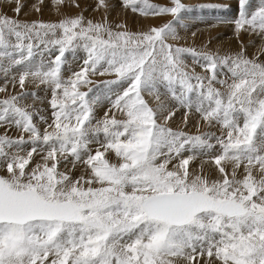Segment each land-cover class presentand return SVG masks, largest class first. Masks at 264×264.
<instances>
[{"label":"snow or ice","instance_id":"snow-or-ice-1","mask_svg":"<svg viewBox=\"0 0 264 264\" xmlns=\"http://www.w3.org/2000/svg\"><path fill=\"white\" fill-rule=\"evenodd\" d=\"M51 3L59 12L65 0ZM172 3L122 0L141 16L170 14L177 22L191 11ZM12 4L15 17L0 15V264H264V62L243 45L234 55L174 47L171 22L114 32L82 15L22 21V0H0ZM249 6L239 0L238 19L223 22L235 25L237 37L264 39V0L255 11ZM101 9L107 0H97ZM40 45L55 49L54 60H33ZM77 49L84 65L65 79V54ZM184 54L207 75L187 70ZM225 70L230 76L220 79ZM93 76L115 79L93 90ZM29 86L51 90L50 120ZM102 99L111 107L97 119ZM180 107L185 124L198 113L220 134L168 127ZM197 153L209 155L216 178L203 165L190 171Z\"/></svg>","mask_w":264,"mask_h":264},{"label":"rangeland","instance_id":"rangeland-1","mask_svg":"<svg viewBox=\"0 0 264 264\" xmlns=\"http://www.w3.org/2000/svg\"><path fill=\"white\" fill-rule=\"evenodd\" d=\"M107 2L109 3V9L107 12H105L103 9L99 11L96 10L97 0H75V3L78 4L79 7H75L73 5V0H65V4L61 6L60 11L57 12L56 8L52 6L51 0H45L44 4L40 5L41 11L37 12L33 8V5L37 3V0H22L24 7L18 16V19L27 22L43 21L49 23L58 22L64 17H76L82 15L85 20H91L94 23H107L112 27L114 32L128 31L130 33L147 32L153 27L159 28L164 24L171 22L176 28L179 37L177 40L168 41L169 43L173 44L174 47L179 46L184 48H193L197 51H210L220 55H234L236 52L240 51L241 46L243 45L246 50V55L250 59L255 58L258 54L259 61L264 62V39H261V37L255 33L249 35L246 32H241L239 37H237L235 25L233 23L223 22L234 21L238 19L239 0H181V3H183L186 8L191 9V11H182L180 13L179 22H177L176 18L170 14L163 16H141L139 13H134L130 9L123 7L122 0H107ZM148 2L150 4L162 7L174 6L172 0H148ZM261 2L262 0H250L249 10L255 11L258 9ZM208 4L220 5L221 8L210 10L206 8L202 9L200 7L201 5ZM14 7V4L0 7V15L6 14L8 17H15L16 14L13 11ZM121 25L123 27H119ZM11 39L13 42H15L14 37ZM43 48L44 46L40 45L36 49L37 55L33 57V60L38 63L41 59V56L46 63L49 60H54L55 56L58 54L55 49L49 53L47 51H42ZM65 56L67 63L63 66L62 75L65 79H68L72 76L73 72H78L81 70L82 66L84 65L86 53L82 49H77L75 55H73L71 52H68L65 54ZM183 58L188 66L187 70L191 71L192 68H194L197 73L201 75H207V73H205L199 65L193 64V60L190 55L184 54ZM19 71V67L12 69L13 74H17ZM226 76H230V74H227V71L225 70V74H222L220 79H225ZM91 78L95 82L93 85V90H95L96 85H99L101 88H103V84L101 83L102 81L115 79L114 76H93ZM4 82V76L2 73H0V86H3ZM229 82H231L230 79ZM8 87L10 92L13 91L11 84H9ZM113 87L117 86L114 85ZM216 87L219 88L220 85L217 84ZM28 90L35 91L40 97L44 98L43 103L37 101L35 106L44 109L41 114L49 117L50 120L51 109L48 106L47 101L51 98V90H45L44 86H41L40 88L29 86ZM82 91H87V89H82ZM160 91L161 93H164L165 90L161 88ZM221 91H224V89L221 88ZM2 98H4V94L0 93V99ZM145 98L149 100L153 107H156L152 97L145 96ZM191 98L193 101H195V93L192 94ZM162 99L167 104H169V106H172L175 103L163 95ZM25 103L31 104L33 102L31 99H29ZM110 107L111 105L109 101L102 99L101 102L96 106V118H103L105 112ZM186 112L187 110L185 108L180 107L175 112V115L171 118V120L168 121L167 126L171 127L173 130H182L189 135H200L206 132H212L216 135L220 134L218 125L216 127L209 128L202 120H200L198 113L188 115L187 123L185 124L184 117ZM119 116L120 114L117 113V118H122ZM158 122L163 123V121ZM43 127L44 125H41V129H43ZM0 131H2V129H0ZM93 147H95V145H93ZM191 154L192 153L189 152L184 153L185 156ZM109 155H111L109 158L113 162H117L114 154L110 153ZM202 156L204 155L197 153V158L190 164V171L194 170L199 172L201 165L203 164L204 174L210 175L212 178H216V171H212L215 167H213L211 171L206 170L207 167L212 165L210 162H207L209 161V155H205L207 156V159H205V156ZM80 171L81 169H78L73 174L78 176Z\"/></svg>","mask_w":264,"mask_h":264},{"label":"bare ground","instance_id":"bare-ground-1","mask_svg":"<svg viewBox=\"0 0 264 264\" xmlns=\"http://www.w3.org/2000/svg\"><path fill=\"white\" fill-rule=\"evenodd\" d=\"M67 3H69V2H67ZM32 4H33V3H32ZM54 10H55V9H54ZM190 15H191V14H190ZM213 33H214V32H213ZM222 43H223V42H222ZM219 45H220V44H219ZM221 46H222V45H221ZM226 46H227V45H226ZM236 47H237V46H236ZM236 47H235V48H236ZM237 49H238V48H237ZM257 51H258V50H257ZM253 56H254V55H253ZM257 56H258V54H257ZM257 56H256V57H257ZM36 105H37V104H36ZM41 105H42V104H41ZM119 117H120V116H119ZM173 128H174V127H173ZM109 156L111 157V155H109ZM204 156H205V155H204ZM204 156H202V157H204ZM206 157H207V156H205V159H207ZM208 157H209V156H208ZM112 159H113V157H112ZM205 159H204V160H205ZM208 160H209V159H208ZM112 162H113V161H112ZM114 162H115V161H114ZM200 162H201V161H200ZM202 165H203V164H202ZM202 165H201V166H202ZM213 167H214L213 165H210L209 167L206 168V170L211 171V170L213 169ZM212 171H215V168H214V170H212ZM77 174H78V173H77Z\"/></svg>","mask_w":264,"mask_h":264}]
</instances>
